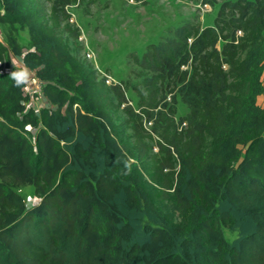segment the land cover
<instances>
[{
    "label": "trees",
    "instance_id": "trees-1",
    "mask_svg": "<svg viewBox=\"0 0 264 264\" xmlns=\"http://www.w3.org/2000/svg\"><path fill=\"white\" fill-rule=\"evenodd\" d=\"M78 1L0 0V23L34 41L42 92L65 105L25 109L0 70V178L39 197L27 208L0 181V264H264V0H201L220 2L211 26L132 55L137 107L69 47Z\"/></svg>",
    "mask_w": 264,
    "mask_h": 264
},
{
    "label": "rangeland",
    "instance_id": "rangeland-1",
    "mask_svg": "<svg viewBox=\"0 0 264 264\" xmlns=\"http://www.w3.org/2000/svg\"><path fill=\"white\" fill-rule=\"evenodd\" d=\"M219 6L220 2L211 6L201 0H146L145 4L135 0H93L90 3L79 0L67 6L71 13L69 22L80 32L76 44L70 40L69 47L84 66L95 69L98 77L105 76L109 82H125L126 96L137 107L138 97L134 88L142 78L136 75L139 68L132 62V55L140 57L147 44L171 37L172 31L186 22L201 28L211 26ZM33 50L34 41L26 27L0 23V70L9 68L13 63V69L16 70V66L27 67L33 74V69L25 63L26 53ZM66 67L70 76L79 81V75L69 65ZM262 80L264 83V72ZM28 83L29 87L26 90L22 88L20 94L25 109L32 108L38 112L42 107H49L65 112V105L48 100L43 92H34ZM173 93L177 101L175 119H178L186 113L187 106L180 102L176 90ZM263 93L257 98L259 105L264 102L261 100ZM170 94L166 93V101H169ZM120 115L123 118V114ZM26 127L32 139L36 128L30 124ZM0 181L7 182L22 197L27 208L39 202L31 184L14 185L1 178ZM223 234L226 240L231 241L237 233L223 228Z\"/></svg>",
    "mask_w": 264,
    "mask_h": 264
},
{
    "label": "clouds",
    "instance_id": "clouds-1",
    "mask_svg": "<svg viewBox=\"0 0 264 264\" xmlns=\"http://www.w3.org/2000/svg\"><path fill=\"white\" fill-rule=\"evenodd\" d=\"M11 78L13 79L16 86H24L27 84V82H29L31 78V72L27 67L13 70L11 71Z\"/></svg>",
    "mask_w": 264,
    "mask_h": 264
},
{
    "label": "built area",
    "instance_id": "built-area-1",
    "mask_svg": "<svg viewBox=\"0 0 264 264\" xmlns=\"http://www.w3.org/2000/svg\"><path fill=\"white\" fill-rule=\"evenodd\" d=\"M106 82L109 83V80L107 79ZM29 83L34 92H38V93L42 92L43 83L38 79V77L35 74L31 75ZM184 125H185V122L181 123V126H184ZM181 126L179 127V129L181 128Z\"/></svg>",
    "mask_w": 264,
    "mask_h": 264
},
{
    "label": "crops",
    "instance_id": "crops-1",
    "mask_svg": "<svg viewBox=\"0 0 264 264\" xmlns=\"http://www.w3.org/2000/svg\"><path fill=\"white\" fill-rule=\"evenodd\" d=\"M15 65H13V63H12V65L9 67V68H4V69H1L2 71H5V72H7V73H9V74H11V71H13V70H15V69H13V68H15L14 67ZM18 68H20L19 66H16V70L18 69ZM33 72V74H35V70H33L32 71ZM33 74H31V75H33ZM28 83V82H27ZM29 84V83H28ZM28 85L26 84V85H24V89L27 87ZM29 87V86H28ZM26 90V89H25ZM28 90V89H27ZM30 90H31V88H30ZM30 93H31V91H30ZM264 94V93H263ZM261 100H264V96L261 98ZM262 105H264V102L261 104V106ZM187 111H188V108H187ZM186 111V112H187Z\"/></svg>",
    "mask_w": 264,
    "mask_h": 264
}]
</instances>
